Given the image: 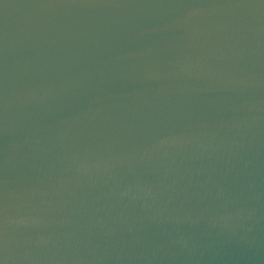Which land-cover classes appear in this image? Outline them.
<instances>
[{
	"label": "water",
	"instance_id": "water-1",
	"mask_svg": "<svg viewBox=\"0 0 264 264\" xmlns=\"http://www.w3.org/2000/svg\"><path fill=\"white\" fill-rule=\"evenodd\" d=\"M0 264H264V0H0Z\"/></svg>",
	"mask_w": 264,
	"mask_h": 264
}]
</instances>
